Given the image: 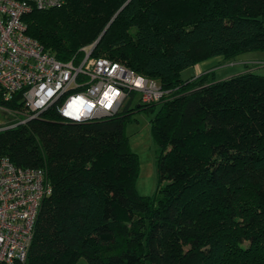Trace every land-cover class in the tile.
I'll list each match as a JSON object with an SVG mask.
<instances>
[{"label":"trees","instance_id":"obj_1","mask_svg":"<svg viewBox=\"0 0 264 264\" xmlns=\"http://www.w3.org/2000/svg\"><path fill=\"white\" fill-rule=\"evenodd\" d=\"M86 1L33 8L26 32L62 62L96 43L92 56L170 91L136 106L160 105L151 121L158 190L136 188L133 93L114 116L66 121L56 104L0 130V155L46 169L53 186L20 264H264V75L247 66L221 80L181 76L213 57L264 51V0H114L98 11Z\"/></svg>","mask_w":264,"mask_h":264},{"label":"built area","instance_id":"obj_2","mask_svg":"<svg viewBox=\"0 0 264 264\" xmlns=\"http://www.w3.org/2000/svg\"><path fill=\"white\" fill-rule=\"evenodd\" d=\"M66 0H0V100L16 99L12 123L27 124L57 104L66 121L83 122L114 116L132 93L142 103H156L170 93L158 80L122 63L92 56L62 62L26 32L24 16L33 8L61 7ZM53 192L44 168L20 167L0 155V264L27 259L44 199Z\"/></svg>","mask_w":264,"mask_h":264},{"label":"rangeland","instance_id":"obj_3","mask_svg":"<svg viewBox=\"0 0 264 264\" xmlns=\"http://www.w3.org/2000/svg\"><path fill=\"white\" fill-rule=\"evenodd\" d=\"M86 1V0H84ZM94 2L95 10H101L107 4H112L114 0H92ZM87 2V1H86ZM187 1L183 0V3L186 4ZM85 3V2H84ZM205 4V5H204ZM201 3L202 7H208V5H213L212 2ZM86 5V3L84 4ZM83 5V6H84ZM80 3L78 2L75 5L79 7ZM108 11V9H107ZM96 43L86 46V50L94 48ZM103 54L108 55L106 52ZM222 58V57H221ZM241 60L238 67L244 69V61H247L251 68H254L255 73L264 75V51L263 50H248L240 53L234 59L229 62H235ZM228 62V63H229ZM238 63V62H237ZM236 64V63H235ZM235 69L234 67H232ZM193 74L192 68H187L181 72L183 79H187ZM212 78V77H211ZM219 79V78H218ZM139 96L134 97V102L132 103V108L134 110L131 112L130 118L127 123V136L128 142L132 152H134L139 160V171L138 177L136 180V188L140 195L144 196H153L158 190L159 186V177H158V165H157V149L158 145L154 139L152 132L151 121L156 117L160 105H157L155 109L141 108L137 109L136 106L139 104ZM12 114H7L6 112L0 111V128L7 126L12 123L13 120ZM77 264H89L86 258L82 257Z\"/></svg>","mask_w":264,"mask_h":264},{"label":"crops","instance_id":"obj_4","mask_svg":"<svg viewBox=\"0 0 264 264\" xmlns=\"http://www.w3.org/2000/svg\"><path fill=\"white\" fill-rule=\"evenodd\" d=\"M221 57L222 56L213 57L205 61H202L192 67H189L193 69V74L188 78H196L204 74H209L210 76L208 79H210V77H214L217 80H221L229 76L242 73L248 70L249 68L250 70L251 69L254 70V68L253 67L251 68V65L247 61H244L245 63V66H243L244 69L243 70L240 69L239 72L235 71V70H239L240 67H238V65L241 62V60L235 62H229L227 60H224L223 57L222 58ZM247 66L250 67L248 68ZM232 67H234L235 69H233Z\"/></svg>","mask_w":264,"mask_h":264}]
</instances>
